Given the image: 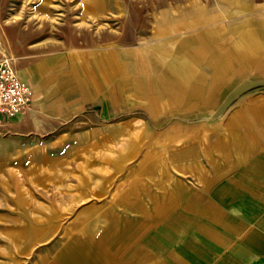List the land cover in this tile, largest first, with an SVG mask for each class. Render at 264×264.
I'll return each mask as SVG.
<instances>
[{
	"label": "rangeland",
	"instance_id": "374dc122",
	"mask_svg": "<svg viewBox=\"0 0 264 264\" xmlns=\"http://www.w3.org/2000/svg\"><path fill=\"white\" fill-rule=\"evenodd\" d=\"M0 61V264H264V0H0Z\"/></svg>",
	"mask_w": 264,
	"mask_h": 264
},
{
	"label": "built area",
	"instance_id": "2783aa9c",
	"mask_svg": "<svg viewBox=\"0 0 264 264\" xmlns=\"http://www.w3.org/2000/svg\"><path fill=\"white\" fill-rule=\"evenodd\" d=\"M32 90L8 62L0 61V118L15 119L31 103Z\"/></svg>",
	"mask_w": 264,
	"mask_h": 264
},
{
	"label": "crops",
	"instance_id": "0c3cea01",
	"mask_svg": "<svg viewBox=\"0 0 264 264\" xmlns=\"http://www.w3.org/2000/svg\"><path fill=\"white\" fill-rule=\"evenodd\" d=\"M174 28H171V30H170V25L169 26L168 25H164L163 28H162V31L156 32L157 35L154 36V38H156V39H158V38L159 39L166 38V37H168L167 35H169V34H171V33H173L175 31V30H172ZM170 44H172L171 41H167V42L163 43V45L160 44V47L167 49V48H170V46H171ZM144 49H146V48H144ZM20 80H22V79H20ZM22 81H24V80H22ZM19 116H21V115H19ZM18 117H16L15 119H17ZM201 236H202V239H203V235L202 234H201ZM208 236L209 237H205V239H206L205 242L206 243L202 244V242H200L199 246H201V247L212 246V243L210 242V240H211L210 239V235L208 234ZM195 248H197V245H196ZM196 260H197L196 264H199V263H203V264H228L229 263L228 261H230L227 257H220V258L216 259V258H212V256H210L208 261H207V259L201 258V257H198V259H196ZM236 264H240V263H236Z\"/></svg>",
	"mask_w": 264,
	"mask_h": 264
}]
</instances>
